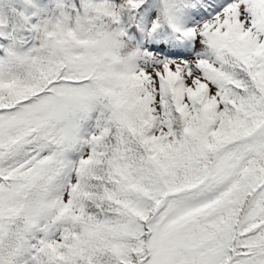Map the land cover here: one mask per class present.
<instances>
[{"label": "snow or ice", "instance_id": "snow-or-ice-1", "mask_svg": "<svg viewBox=\"0 0 264 264\" xmlns=\"http://www.w3.org/2000/svg\"><path fill=\"white\" fill-rule=\"evenodd\" d=\"M0 264H264V0H0Z\"/></svg>", "mask_w": 264, "mask_h": 264}]
</instances>
